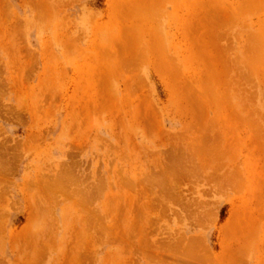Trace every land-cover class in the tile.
I'll return each instance as SVG.
<instances>
[{
	"label": "rangeland",
	"instance_id": "rangeland-1",
	"mask_svg": "<svg viewBox=\"0 0 264 264\" xmlns=\"http://www.w3.org/2000/svg\"><path fill=\"white\" fill-rule=\"evenodd\" d=\"M0 264H264V0H0Z\"/></svg>",
	"mask_w": 264,
	"mask_h": 264
},
{
	"label": "bare ground",
	"instance_id": "bare-ground-1",
	"mask_svg": "<svg viewBox=\"0 0 264 264\" xmlns=\"http://www.w3.org/2000/svg\"><path fill=\"white\" fill-rule=\"evenodd\" d=\"M191 263V262H190Z\"/></svg>",
	"mask_w": 264,
	"mask_h": 264
}]
</instances>
